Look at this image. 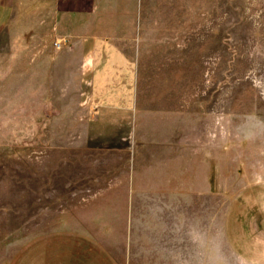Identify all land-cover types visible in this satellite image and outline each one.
<instances>
[{
  "label": "rangeland",
  "instance_id": "374dc122",
  "mask_svg": "<svg viewBox=\"0 0 264 264\" xmlns=\"http://www.w3.org/2000/svg\"><path fill=\"white\" fill-rule=\"evenodd\" d=\"M166 2L179 16L177 87L196 165L210 126L209 191L194 189L192 205L179 197L171 212H124L119 191L107 190L108 151L75 148L78 127L27 116L8 86L0 264H197L203 253L187 233L199 226L228 264H264V0Z\"/></svg>",
  "mask_w": 264,
  "mask_h": 264
},
{
  "label": "crops",
  "instance_id": "0c3cea01",
  "mask_svg": "<svg viewBox=\"0 0 264 264\" xmlns=\"http://www.w3.org/2000/svg\"><path fill=\"white\" fill-rule=\"evenodd\" d=\"M178 17L163 0H0V94L10 86L27 116L78 127L91 157L108 151L107 190L126 213L209 191L210 126L196 165L180 109Z\"/></svg>",
  "mask_w": 264,
  "mask_h": 264
},
{
  "label": "clouds",
  "instance_id": "9594fccd",
  "mask_svg": "<svg viewBox=\"0 0 264 264\" xmlns=\"http://www.w3.org/2000/svg\"><path fill=\"white\" fill-rule=\"evenodd\" d=\"M187 235L196 250L203 253L202 259L198 260L197 264H228V261L220 254L214 235L207 229L199 226L193 234V228L190 227Z\"/></svg>",
  "mask_w": 264,
  "mask_h": 264
}]
</instances>
